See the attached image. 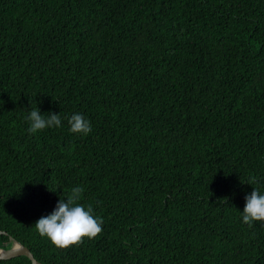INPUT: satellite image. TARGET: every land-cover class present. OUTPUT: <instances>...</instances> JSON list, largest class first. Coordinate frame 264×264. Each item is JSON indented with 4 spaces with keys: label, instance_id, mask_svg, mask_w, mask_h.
I'll return each instance as SVG.
<instances>
[{
    "label": "trees",
    "instance_id": "1",
    "mask_svg": "<svg viewBox=\"0 0 264 264\" xmlns=\"http://www.w3.org/2000/svg\"><path fill=\"white\" fill-rule=\"evenodd\" d=\"M58 113L29 134L25 117ZM79 112L92 132L68 131ZM102 221H35L72 187ZM264 0H0V247L41 264H264ZM0 264H31L26 256Z\"/></svg>",
    "mask_w": 264,
    "mask_h": 264
},
{
    "label": "clouds",
    "instance_id": "2",
    "mask_svg": "<svg viewBox=\"0 0 264 264\" xmlns=\"http://www.w3.org/2000/svg\"><path fill=\"white\" fill-rule=\"evenodd\" d=\"M65 120L72 134L86 137L92 132L90 120L79 112H73ZM25 121L29 134L64 127V120L58 113L49 112L45 116L37 107L26 115ZM83 192L82 186H74L66 197L58 198L53 209L35 221L37 233L60 248L74 245L85 237L92 239L97 236L102 231L103 221L94 215L91 205L81 203ZM239 211L245 224L264 222V192L252 188L245 194L243 209Z\"/></svg>",
    "mask_w": 264,
    "mask_h": 264
},
{
    "label": "water",
    "instance_id": "3",
    "mask_svg": "<svg viewBox=\"0 0 264 264\" xmlns=\"http://www.w3.org/2000/svg\"><path fill=\"white\" fill-rule=\"evenodd\" d=\"M0 233H5V231H0ZM10 240L12 241V245L9 248H2L0 247V260L1 259H10L14 258L16 256H26L31 264H41L38 260H36L32 254V252L24 245H22L20 242L13 240L10 237Z\"/></svg>",
    "mask_w": 264,
    "mask_h": 264
}]
</instances>
